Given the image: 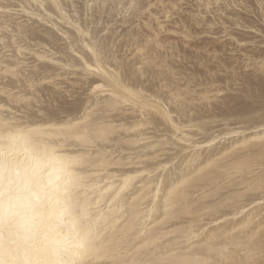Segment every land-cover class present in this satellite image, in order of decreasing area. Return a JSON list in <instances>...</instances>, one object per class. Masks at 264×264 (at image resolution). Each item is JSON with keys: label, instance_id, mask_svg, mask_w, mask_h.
<instances>
[{"label": "snow or ice", "instance_id": "snow-or-ice-1", "mask_svg": "<svg viewBox=\"0 0 264 264\" xmlns=\"http://www.w3.org/2000/svg\"><path fill=\"white\" fill-rule=\"evenodd\" d=\"M237 7L244 8L219 0H0L7 33L0 37V264H264V87H248L252 78L264 82V0L258 24L242 23ZM53 9L70 16L74 30H57L56 52L66 58L44 76L45 66L26 54V37ZM237 25L250 47L214 48ZM176 34L203 80L216 85L223 73L226 82L198 91L195 74L173 62ZM81 46L89 56L75 59ZM220 106L230 110L223 117ZM200 131L213 142L212 133L232 138L181 172L184 156L176 174L156 175L138 196L133 166L136 173L157 167L139 166L144 152L168 163L202 143L194 139ZM257 202L258 224L249 210Z\"/></svg>", "mask_w": 264, "mask_h": 264}, {"label": "bare ground", "instance_id": "bare-ground-1", "mask_svg": "<svg viewBox=\"0 0 264 264\" xmlns=\"http://www.w3.org/2000/svg\"><path fill=\"white\" fill-rule=\"evenodd\" d=\"M11 2L15 3V4L27 5V4H36L38 2H41V0H11ZM45 2H47L49 4H55L58 2H62L65 5H71L74 3V0H45ZM75 2H83V0H75ZM143 2L152 3L150 0H143ZM219 2H222L225 4L231 2L232 4L243 5L244 11L246 10L247 12L252 13V14H253V12H255L254 10L252 11L251 7L247 6L249 4V2L247 4L246 0H219ZM255 2L257 3V5L259 7L260 0H256ZM157 3H163V0H158ZM243 10L239 7L234 9L236 15L241 19V22L244 24L254 23V22H248V21L242 19V16H240L239 11H243ZM229 11H233V9H230ZM47 15H48V22L47 23H41L39 28L35 29L31 33L30 36L26 37V43L28 45L27 50H26V54L30 58L37 59L41 65L45 66V70L41 73V75L51 76V74L54 71H57L58 69H60V67H61L60 62L66 58L65 56H62L56 52V48H58V47L62 48L63 47L61 44H59L58 39H56L59 37V32L57 30L63 29L65 34H70L74 30V27H73V22L71 21L70 16L65 18V19H62L60 16L56 15L55 9H53L51 12L47 13ZM229 20H230V18H229ZM231 22L235 23V21H231ZM11 23L12 22H9V27L11 26ZM221 25L223 27L227 28V22L224 21L223 18L221 19ZM230 29H231V32H229L230 36L226 41H228V40L233 41V43L235 41H239L240 43L238 46L240 48L247 47L248 44L244 43V41H246L247 39L244 38L242 35L235 33V31L238 30V31H241L242 34H244V35L249 34L246 31V29L242 26H239V25H237L235 28H228L227 30L229 31ZM176 35H179V34H176ZM0 37L7 38L6 30L2 25H0ZM179 37H182V36H179ZM222 38H224V36H221V38H220L221 42L224 41ZM182 40H184V38ZM221 42H220V44H222ZM175 43H176V41H175ZM223 44H222V46H223ZM225 45L227 46V44H225ZM13 47H15V45H13ZM69 49L71 50V45H69ZM33 50H36L35 56H33ZM205 50H206V48H205ZM41 53H43V55ZM18 54H20L19 50H18ZM74 55H75V59H79L81 55H84L85 57L89 56V54L87 53V49L83 46H81V51L74 53ZM255 56L258 58L259 52L257 55L255 54ZM2 57H3V52L0 51V58H2ZM53 57H55V59H53ZM184 57H186V55ZM176 58H178L177 61L179 59H182L181 51L178 50L177 46H176V52H175V59ZM186 58H188V57H186ZM175 61L176 60H174V63H175ZM185 65H187V64H185ZM198 67H199V65H198ZM184 69H188V68L186 67ZM64 70L66 71L67 69H64ZM186 71H188V70H186ZM199 76H200V74L199 75L195 74V77L193 79V84H196L198 91L209 92L213 88L219 87L220 81L226 82V78L222 79V78L216 76L217 77V79H216V77L214 76V78L217 80L216 85H210L207 80L202 81L201 83L197 84L196 78H199ZM255 80H257V79H255ZM254 82L251 81V79H250V81L248 83V87L255 90L256 92H259L261 87H264V82H261L260 80H259V82H257V81L255 83ZM151 100H152V97L149 95L148 100L145 101V103H148ZM216 111H217V114L219 117H223L230 110L224 108L223 106H220L219 108L216 109ZM156 115H158V114H154V116H156ZM133 117H134V114H133ZM161 119H162V117H161ZM225 127H227L226 124H225ZM136 131H137V129L133 128V129H130L127 134L135 135ZM188 131L191 132V131H193V129H189ZM221 131H222V129H221ZM206 135L207 134H205L203 131L198 132L197 136L194 137V139L202 140L203 141L202 143L192 145L191 151L185 150L182 153L180 158L169 161L168 163H165V164H160V161L162 159H164V157H162V156L150 157V156H147V151H145L144 152L145 158H143L139 161V166L141 168H143V166L146 164H154V165H157V167L155 169L149 168V169L140 171L139 173H136V167L137 166H135V165L133 166V168L131 170L132 181H133V183L140 182L138 184L139 191H138L137 195L138 196L143 195L144 193H146L147 191H149L151 189L152 183L155 182L156 175L159 174V175L163 176V175L169 174V173L176 174L175 173L176 164L180 163V160L183 159L184 156H188V157H190V159L188 161H185V163L181 166V172L189 171L190 167H195L196 164L200 163L203 160H206L209 155H212L214 151L218 152L220 150V147H223L224 143H226L228 139L232 138L231 136H228V135H226L225 137H220L217 133H212L211 135H213L215 137V141H216V142H213V141H209L206 138ZM123 147L139 150L142 148V145L139 142H127L125 145H123ZM133 154H136V153H133ZM166 155H172V154H166ZM157 183H159V182H157ZM258 209H259V203L258 202L256 203L255 209H253L251 205L249 206V210H251L253 212V215L256 217V220H255L256 224L259 223Z\"/></svg>", "mask_w": 264, "mask_h": 264}, {"label": "rangeland", "instance_id": "rangeland-1", "mask_svg": "<svg viewBox=\"0 0 264 264\" xmlns=\"http://www.w3.org/2000/svg\"><path fill=\"white\" fill-rule=\"evenodd\" d=\"M151 2H153V0H150ZM156 1V0H155ZM256 0H246V2H247V4H248V2H249V4L247 5V6H249V7H251L252 8V11L254 10L255 12H253V14L252 13H249V12H247L246 10L244 11H239L240 12V16H242V19H244V20H246V21H248V22H254V23H258L259 22V18H258V16H257V13L260 11V9H259V7H258V5H257V3L255 2ZM156 2H158V0L156 1ZM250 8V9H251ZM259 9V10H258ZM224 20V19H223ZM225 21V20H224ZM245 21V22H246ZM227 23H228V21H226ZM256 23V24H257ZM235 28V27H234ZM229 32H231V29L229 30ZM235 33L236 34H239V35H242L244 38H246V39H248L249 38V34H242V32L241 31H238V30H236L235 31ZM180 35H176L175 36V39H174V42L176 41V43H175V45L178 47V50H180L181 51V57H182V59H179L178 61H177V59L178 58H176V59H174V60H176L175 61V65H176V67H177V69H181V70H183V71H186V70H188V71H186V72H188L190 75H191V73L193 72H195L194 74H200V72H202V71H204V69H202L201 67H200V65H199V63H197V62H195V60H194V56H193V51H192V48L190 47V46H188L185 42H184V40H182L183 38L182 37H179ZM221 36H223V34H221ZM179 37V38H178ZM224 41H220L222 44H223V46L225 45V44H227V48L228 49H231V47H232V43H233V41H226L227 39H225V38H222ZM221 39V40H222ZM220 42H219V44L218 45H215L214 46V48H219V49H222L223 48V46H222V44H220ZM185 46V47H184ZM250 45H247V47H242L241 49H245V48H248ZM180 47V48H179ZM203 47H205L206 48V50H205V54H206V52H207V45L205 44V45H203ZM182 49V50H181ZM184 51V52H183ZM200 53L198 52L197 53V55H199ZM256 55L258 54V52H256L255 53ZM186 55V57H188V58H186V57H184ZM191 55V56H190ZM190 56V57H189ZM184 58V59H183ZM186 59V60H185ZM215 59V58H214ZM184 60V61H183ZM174 62V61H173ZM188 62V63H187ZM185 64H187V65H185ZM198 65H199V67H198ZM179 67V68H178ZM188 68V69H184V68ZM190 69V70H189ZM199 73H198V72ZM192 73V74H193ZM216 76H218V77H220V78H226L225 76H224V74L223 73H219V74H216L215 75V77ZM219 78V79H220ZM197 79H199V80H201V81H205V80H203V78L201 77V76H199V78H196V81H197ZM216 79H217V77H216ZM255 79H257V80H255ZM252 78L251 79V81H257V82H259V80H258V78ZM221 80V79H220ZM254 82V83H255ZM250 88V87H249ZM258 93V92H257ZM217 112V111H216Z\"/></svg>", "mask_w": 264, "mask_h": 264}]
</instances>
